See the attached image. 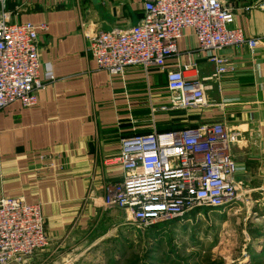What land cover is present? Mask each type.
Instances as JSON below:
<instances>
[{
  "label": "crops",
  "instance_id": "1",
  "mask_svg": "<svg viewBox=\"0 0 264 264\" xmlns=\"http://www.w3.org/2000/svg\"><path fill=\"white\" fill-rule=\"evenodd\" d=\"M220 1L233 9L244 35L259 43L252 52L245 44L217 52L231 70L208 82L205 108L172 109L163 71L132 66L110 75L86 49V32L94 25L103 30L136 25L143 0H0V17L5 13L11 23L46 27L36 41L42 81L37 102L23 107L15 101L0 109V198L40 204L49 237L32 264H47L64 245H96L124 223L123 210L101 205L105 184L122 175L105 161L118 153L122 138L153 128L166 132L220 122L238 131L231 155L244 199L226 211H241L243 234L264 229V4L246 11L257 0ZM188 63L194 64L184 73L190 79L203 80L214 71L193 30L185 28L165 64L177 70ZM263 239L260 232L254 238Z\"/></svg>",
  "mask_w": 264,
  "mask_h": 264
},
{
  "label": "built area",
  "instance_id": "2",
  "mask_svg": "<svg viewBox=\"0 0 264 264\" xmlns=\"http://www.w3.org/2000/svg\"><path fill=\"white\" fill-rule=\"evenodd\" d=\"M263 4L264 0H257L243 9ZM142 10L140 21L127 29L92 26L86 32V49L97 68L110 75H121L132 66L163 71L172 109L205 108L208 82H217L231 70L230 61L217 52L243 44L252 52L259 43L234 24L233 9L220 0H143ZM45 28L44 24L11 23L5 13L0 17V109L15 101L23 107L37 102L42 81L36 41L38 30ZM185 28L193 30L197 48L214 65L213 73L203 80L185 76L193 63L177 70L166 68L165 60L177 52ZM46 77L53 79L51 73ZM239 137L225 124L209 122L166 132L153 128L122 138L118 153L105 161L118 166L121 179L105 184L101 205L123 210L125 220L139 229L196 209L229 210L244 199L231 155ZM48 245L40 204L0 198V264H32V256ZM75 259L68 257L64 264Z\"/></svg>",
  "mask_w": 264,
  "mask_h": 264
},
{
  "label": "rangeland",
  "instance_id": "3",
  "mask_svg": "<svg viewBox=\"0 0 264 264\" xmlns=\"http://www.w3.org/2000/svg\"><path fill=\"white\" fill-rule=\"evenodd\" d=\"M226 210H192L148 229L129 224L124 215V223L96 245H64L46 263L64 264L74 257L71 264H264V239L254 240L264 229L243 234L241 211Z\"/></svg>",
  "mask_w": 264,
  "mask_h": 264
},
{
  "label": "trees",
  "instance_id": "4",
  "mask_svg": "<svg viewBox=\"0 0 264 264\" xmlns=\"http://www.w3.org/2000/svg\"><path fill=\"white\" fill-rule=\"evenodd\" d=\"M196 210H198V209H196Z\"/></svg>",
  "mask_w": 264,
  "mask_h": 264
}]
</instances>
